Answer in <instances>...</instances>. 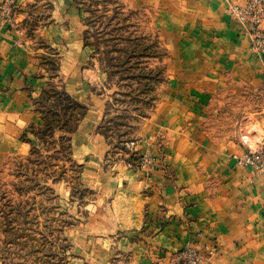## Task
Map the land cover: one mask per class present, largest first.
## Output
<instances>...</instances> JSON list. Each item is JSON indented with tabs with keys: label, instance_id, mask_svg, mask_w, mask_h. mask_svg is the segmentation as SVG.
Here are the masks:
<instances>
[{
	"label": "crops",
	"instance_id": "0c3cea01",
	"mask_svg": "<svg viewBox=\"0 0 264 264\" xmlns=\"http://www.w3.org/2000/svg\"><path fill=\"white\" fill-rule=\"evenodd\" d=\"M13 1L11 20L0 13V155L23 156L38 143L34 100L54 82L87 105L69 135L81 191L67 179L54 184L68 264H112L119 247L131 264H179L184 247L209 251L206 264H264V172L239 161V139L207 123L229 95L249 92L264 121V56L251 53L242 24L223 11L227 0H158L174 2L160 9L175 18L174 69L135 145L158 156L152 169L109 154L99 129L105 101L91 89L101 71L79 0ZM37 6L39 23L29 28ZM42 56L55 57L58 71Z\"/></svg>",
	"mask_w": 264,
	"mask_h": 264
},
{
	"label": "rangeland",
	"instance_id": "374dc122",
	"mask_svg": "<svg viewBox=\"0 0 264 264\" xmlns=\"http://www.w3.org/2000/svg\"><path fill=\"white\" fill-rule=\"evenodd\" d=\"M242 2L227 0L223 11L242 24L243 28L239 30L248 36L251 53L263 57L264 52L253 46L247 25L229 10L230 5ZM172 3L79 0L84 40L93 47L92 57L101 71L100 77L91 84V89L105 101L99 129L110 145L109 154L124 157L135 168L152 169L156 164L155 157L158 158L148 152L136 151L135 145L143 119L155 113L169 91L174 69L170 29L173 30L175 18L171 16L172 12L170 16H161L160 11L165 9L164 4ZM16 10L13 0H1L2 17L11 20ZM42 11L38 6L32 8V16L26 22L29 28L39 23ZM41 60L52 72L58 71L60 66L55 57L42 56ZM34 101L43 120L41 126L31 129L38 143L23 156L0 155V262L68 264V244L62 234L63 219L54 184L67 179L76 194L81 191L77 178L79 166L71 157L68 140L71 131L68 129L77 125L87 105L67 100L57 82ZM224 106L222 113L212 116L207 123L217 126L219 135L230 132L231 137L233 135L245 145V152L257 150L264 161V121L261 125L257 121V93L229 95ZM132 141L134 144L128 146ZM144 154L148 155L146 159H142ZM150 156L153 159L148 161ZM251 166L264 172L258 162L257 167ZM112 255V264H131L129 251L119 247ZM178 262L184 264L181 257Z\"/></svg>",
	"mask_w": 264,
	"mask_h": 264
},
{
	"label": "built area",
	"instance_id": "2783aa9c",
	"mask_svg": "<svg viewBox=\"0 0 264 264\" xmlns=\"http://www.w3.org/2000/svg\"><path fill=\"white\" fill-rule=\"evenodd\" d=\"M229 10L235 18L247 25V29L251 34V41L257 51L264 52V28L262 21L264 19V0H243L242 3L230 5ZM134 142L127 144L133 145ZM148 155L144 154L142 159H146ZM149 159V160H148ZM147 160L151 161L153 157ZM239 160L242 163L250 164L257 167V162L264 170V161L262 155L257 150H248L243 153ZM215 250L216 247H213ZM210 252L202 253L196 248H186L182 252L181 260L184 264H206L209 260Z\"/></svg>",
	"mask_w": 264,
	"mask_h": 264
},
{
	"label": "trees",
	"instance_id": "16d2710c",
	"mask_svg": "<svg viewBox=\"0 0 264 264\" xmlns=\"http://www.w3.org/2000/svg\"><path fill=\"white\" fill-rule=\"evenodd\" d=\"M46 90V89H45ZM45 90L43 91V92H45ZM63 94H65V97H66V99L67 100H69V101H72V102H75V100L71 97V96H69L68 94H66L64 91H63ZM63 128H64V125L62 126ZM76 127V126H75ZM75 127L74 128H72V129H68V130H70L71 132L75 129ZM66 129V128H65ZM68 140H69V137H68Z\"/></svg>",
	"mask_w": 264,
	"mask_h": 264
}]
</instances>
